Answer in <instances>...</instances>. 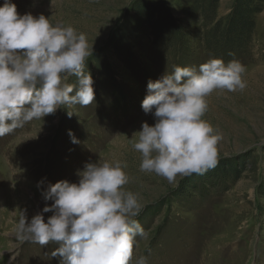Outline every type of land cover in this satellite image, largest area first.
I'll list each match as a JSON object with an SVG mask.
<instances>
[{
    "label": "rangeland",
    "instance_id": "1",
    "mask_svg": "<svg viewBox=\"0 0 264 264\" xmlns=\"http://www.w3.org/2000/svg\"><path fill=\"white\" fill-rule=\"evenodd\" d=\"M159 1L187 38L188 47L176 49L174 60L172 50L162 54L146 33L130 27L129 17L145 0H11L21 15L43 14L86 34L93 43L85 70L94 81L95 102L62 106L0 137V264H8L10 256L16 257L13 264H60L52 257L58 244L21 243L14 229L22 212L30 220L51 204L41 195L50 184L77 182L85 164L100 159L126 163L125 187L144 206L137 219L148 238H136L131 264L140 255L148 264H264V6L254 18L249 57L232 59L244 65L247 87L208 97L203 118L222 135L219 162L175 187L139 170L140 154L132 145L142 122L154 124L141 102L149 80L174 65L198 68L209 58L197 41L204 25L192 23L180 0ZM233 1H220L215 22L224 25ZM69 131L78 143L71 142ZM51 214L43 213L45 221Z\"/></svg>",
    "mask_w": 264,
    "mask_h": 264
},
{
    "label": "clouds",
    "instance_id": "2",
    "mask_svg": "<svg viewBox=\"0 0 264 264\" xmlns=\"http://www.w3.org/2000/svg\"><path fill=\"white\" fill-rule=\"evenodd\" d=\"M93 55L85 33L53 24L43 14H19L11 0L0 6V137L32 120L55 114L62 106L95 102L94 81L86 69ZM231 55V54H230ZM246 69L237 60L212 58L195 66H173L147 83L141 102L154 124L142 122L132 147L140 154L139 170L168 184L192 174L203 175L219 162L222 135L203 117L215 92L243 91ZM71 77L76 78L70 83ZM71 117L73 114L67 112ZM72 143H78L69 131ZM121 160L86 163L78 181L50 184L41 195L43 209L29 220L22 212L14 229L21 243L58 247L60 264H131L136 238L148 233L137 217L143 211ZM179 178V179H178ZM43 181L38 182L39 188ZM43 213H52L47 220ZM2 255V254H0ZM10 256L8 264H13ZM135 264H148L140 255Z\"/></svg>",
    "mask_w": 264,
    "mask_h": 264
},
{
    "label": "trees",
    "instance_id": "3",
    "mask_svg": "<svg viewBox=\"0 0 264 264\" xmlns=\"http://www.w3.org/2000/svg\"><path fill=\"white\" fill-rule=\"evenodd\" d=\"M187 8L190 20L201 22V34L197 41L209 59L222 58L224 62L249 57L248 45L254 31V18L261 13L264 0H234L224 25L221 20L215 22V15L221 0H180ZM129 17L130 27L146 33L153 47L162 54L172 50V60L176 49L188 47L182 26L171 16L159 0H145L135 8ZM214 25L207 28V25ZM199 27V29H200ZM157 50V51H158ZM231 54V55H230ZM233 171H236L232 169ZM227 171V170H226ZM238 175L235 172L232 175ZM239 177V176H237Z\"/></svg>",
    "mask_w": 264,
    "mask_h": 264
}]
</instances>
